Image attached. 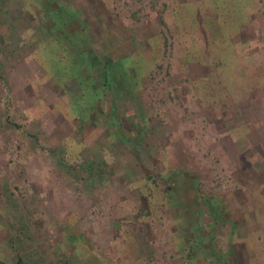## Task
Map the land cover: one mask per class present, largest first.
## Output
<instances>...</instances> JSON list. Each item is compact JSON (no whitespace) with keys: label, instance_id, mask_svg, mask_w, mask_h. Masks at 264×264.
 <instances>
[{"label":"rangeland","instance_id":"374dc122","mask_svg":"<svg viewBox=\"0 0 264 264\" xmlns=\"http://www.w3.org/2000/svg\"><path fill=\"white\" fill-rule=\"evenodd\" d=\"M0 260L264 264V0H0Z\"/></svg>","mask_w":264,"mask_h":264},{"label":"trees","instance_id":"16d2710c","mask_svg":"<svg viewBox=\"0 0 264 264\" xmlns=\"http://www.w3.org/2000/svg\"><path fill=\"white\" fill-rule=\"evenodd\" d=\"M160 21L162 23L164 22V20H163V18L161 16H160ZM77 26L78 27L81 26V28H82V24L79 21L77 22ZM87 58H88L89 64H91L93 67H95L94 63L97 62L98 59L95 56H93V52L92 51H91V53L89 54V56ZM104 79H105V77H104ZM93 81H94V78H93V74H92V87L96 88L98 84L94 83ZM95 97H96V95H95ZM0 264H8V263H5L4 261L0 260Z\"/></svg>","mask_w":264,"mask_h":264},{"label":"crops","instance_id":"0c3cea01","mask_svg":"<svg viewBox=\"0 0 264 264\" xmlns=\"http://www.w3.org/2000/svg\"><path fill=\"white\" fill-rule=\"evenodd\" d=\"M59 6H61V5H59Z\"/></svg>","mask_w":264,"mask_h":264}]
</instances>
